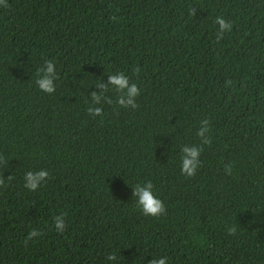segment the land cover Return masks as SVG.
Returning <instances> with one entry per match:
<instances>
[{
  "label": "trees",
  "instance_id": "obj_1",
  "mask_svg": "<svg viewBox=\"0 0 264 264\" xmlns=\"http://www.w3.org/2000/svg\"><path fill=\"white\" fill-rule=\"evenodd\" d=\"M232 28L218 40L215 18ZM54 59L53 94L35 85ZM124 72L137 108L101 102ZM192 177L182 145H200ZM231 166L226 174L225 167ZM47 169L35 191L28 170ZM165 205L146 216L133 187ZM63 214L57 232L53 217ZM236 231L229 233L228 227ZM32 230L40 234L28 238ZM116 261L106 260L108 253ZM264 264V0H6L0 5V264Z\"/></svg>",
  "mask_w": 264,
  "mask_h": 264
},
{
  "label": "clouds",
  "instance_id": "obj_2",
  "mask_svg": "<svg viewBox=\"0 0 264 264\" xmlns=\"http://www.w3.org/2000/svg\"><path fill=\"white\" fill-rule=\"evenodd\" d=\"M0 5L6 6V0H0ZM215 23L218 25L219 40L223 34L230 31L232 23L225 20L222 16L215 18ZM36 87L47 94H53L56 90V81L58 79V70L54 59H45L43 65L36 69ZM95 87L99 91H93L90 93L91 103L87 108V112L95 117L102 115L101 102L112 103V99L105 95V92L109 89L114 90L119 95L116 97V103L122 107H131L135 109L138 107L136 98L140 95V88L137 83L130 82L129 76L122 71H117L108 75L107 83L98 82ZM200 126L196 130V136L200 139V145H182L180 148V172L186 177H192L198 167L200 166L199 156L202 152L201 145H207L210 143V121L205 118L199 122ZM226 174L231 173V166L225 167ZM49 179V172L47 169L28 170L24 173L23 184L24 187L30 191L37 190L42 186L46 180ZM133 197H135V203L146 216H159L165 212V205L162 200L155 195L154 186L151 181H145L138 183L133 187ZM54 228L57 232H63L66 228V222L63 214L53 217ZM229 233L236 231L235 225L228 227ZM40 233L36 230H32L28 233V238L38 236ZM117 257L115 253H108L106 260L109 262L116 261ZM167 256H159L152 258L150 264H167Z\"/></svg>",
  "mask_w": 264,
  "mask_h": 264
}]
</instances>
